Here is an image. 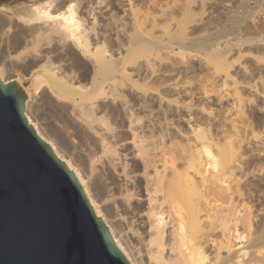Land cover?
<instances>
[{"label": "bare ground", "instance_id": "bare-ground-1", "mask_svg": "<svg viewBox=\"0 0 264 264\" xmlns=\"http://www.w3.org/2000/svg\"><path fill=\"white\" fill-rule=\"evenodd\" d=\"M119 1H121V5H123L124 8L123 9L124 18H130V20L133 23V26L137 29L134 30L136 32V35H134L135 37L133 40V44L129 46L128 48L129 50L128 49L123 50L125 54H122L119 51L118 55L115 54L117 55V57L116 56L114 57V55L109 54V51L107 50L104 43L100 42L101 33L99 35L96 32L97 29L95 30L96 33L94 32V28H96L95 26L98 18L97 17L96 18L94 17L95 19L93 18L94 14L92 13H94V11L90 10L91 5L88 4L87 0L84 3L82 1L83 10H84L83 17H78L77 15V11L75 8L76 5H74L75 0H43V1L42 0H14V1L12 0V2L9 3L10 5H7L8 3L0 4V80L6 83L15 81L24 89L25 94L27 96L26 117L31 122L35 123V121L31 119V116H29L30 115L29 107H31L30 103L34 101L35 98L37 100L38 97H35L34 100H32L33 96L36 95L37 92L42 91L43 94L44 91V93L49 94V96L52 99H55L57 102L64 104L68 103L67 105H70V107L68 106L69 109L62 108V110L63 111L72 110V112L69 111L71 113L67 112L69 114L67 113L65 114V112L63 114L66 115V117H68V118L65 117L64 120L65 121L67 120V123L69 120L73 124L74 127L72 126V131L75 129L74 130L75 133L70 132L69 129L68 130L65 129L66 128L65 125H63L65 128L63 127L61 128L62 125L55 122L56 128L57 125H61L59 126L60 128H58L57 131L59 139L57 138L56 140H59L60 146L62 145L61 147L64 146L67 148L66 152L69 151L68 156L62 155L65 152L62 153L60 151L61 148L56 147L57 145L55 144L56 142L54 143V141L50 137L49 139L47 136H44L45 134L42 133L43 131L42 132L40 131V128L37 126V123L35 124L34 129L36 130V133L41 134L49 142V144L52 146L53 152L58 157H60L64 162L71 164L75 176L78 182L81 184V188L84 191L86 198L90 206L92 207L95 215L98 217H102V221L108 228L109 234L113 239V242L120 248L121 254L125 257V259L131 261V264H147L146 261H148L149 264H264V253H262L263 251L261 252L262 249L261 247L264 244V231L262 234L260 233L259 235V233H257L258 232L257 230L260 227L259 226L258 228L256 227V230L254 227L255 231L252 230L251 231L252 232L257 231L256 233L258 235L255 236L253 239H249V241H246V236L244 234L246 231L244 230L245 231L244 233L240 232V229L242 230L246 227L248 229L252 228L253 225L252 220L254 219L253 218L254 215L256 217V214L252 213L254 215L251 218V213H249L251 209L248 212V214L246 213L247 211L245 212L246 204L243 201L246 199L241 201L242 197H244V194L246 195L247 191L244 193L246 186H248L249 187L248 189H250V185L251 186L255 185V184L252 185V183H250L249 181L248 184L243 183L244 180L242 181V177H241L242 173L246 175L245 171L248 170L247 169L249 168L248 165L251 164V160L249 163L250 157L248 158V154H247V149L249 148V144H250L249 140L253 139L254 141L259 140L261 142V140L263 139L262 143H264V138L260 136L262 133H258V131L250 127L251 124L248 125L244 121V120L247 121V117H245L246 115L243 114V111L245 109L243 110L244 99L242 98L241 92L239 93L236 90L230 91L229 87L224 88L226 89V92L225 94L224 93L223 94L225 98L227 97L226 99L228 98L229 100L231 99L230 102L232 103V109L230 110L229 107L230 111L228 110L229 112L227 113V115L224 114L225 117L222 118L224 121L220 120L225 125L222 123L223 124V125L221 124L222 126L218 124L220 126L217 127V124L215 125L213 123L216 126L214 127L213 125V127L215 128L214 132L212 130L211 133L210 129L208 130V128L206 129L202 126L200 127V125L198 126V124L197 125L190 124L191 118H189L190 123L188 121L187 122L190 124V125L188 124L190 133L189 135L187 134L188 137L186 139L188 141L187 144L188 148L185 147L187 148L186 150L187 153H184L186 155L181 156L178 153H175L173 148L168 150L169 147L167 146H165L167 147L165 151L163 150L165 147H163L162 151L164 152L161 154V156L160 154H158L160 158L158 160H156L152 154H151L152 156L148 154L154 159L151 160V158H149L150 160L145 161L143 163L147 164L145 165V167L147 166L146 168L153 167L155 170L153 169V173H151V175L149 174L151 170L150 172L146 171L149 174L147 177L148 178L147 187L145 186L146 190L145 193L142 192L143 195L138 196L140 194H137L138 196L137 200L139 202L135 200V204L133 203V205L128 203L127 200L128 197L126 199L125 195L127 194V196H129L128 195L129 193H126L124 190H122L123 184L122 185L120 184L121 180L119 179V177L122 176L117 177V179L119 180L114 182L113 188H110V186L112 187V184L109 183L110 186L107 185L109 186V188L105 187L106 185H104L101 191L98 189V187L103 185L104 180H102L101 185H99L98 187L95 185L96 180L94 179H93L94 181L92 180L95 174L96 176L97 174H99L98 166L100 165H97L96 168L93 165L94 155L97 154V150L100 151L102 157H106L107 154L110 152L109 148H113L114 145L112 147L110 146L111 143L108 142L107 145L110 144L109 145L110 147L108 148V146L106 145V140L109 139L104 137L105 134L100 132L101 128H103L104 126H102L101 128L99 127L98 129L99 126L98 122L100 119L92 115L94 113V110L92 109L94 104L92 105V107L89 106L91 108L87 107L88 105L87 106L85 105L86 107L85 109H87L86 112H84L85 110L82 111L84 108H81L80 106L84 107V105L82 104H84L86 100L92 101L96 99L97 101V98L99 99V97H105L110 93L108 92L109 90L114 91L116 93L115 91L116 88L117 90L118 87L119 90L121 89L119 86L120 84L118 85L119 76L123 75L125 76L124 78L127 79L125 74L127 73L126 65L131 63L130 59L133 62L135 59V58L133 59L134 56L136 57V59L140 58V56H143L144 58L149 56L148 48L150 49V47L148 48L146 47L147 42L149 43L146 37L147 35H150L148 34L149 33L148 29L150 30V28L149 27L146 28L147 30L146 31L144 25L146 22H148L147 21L148 17H150L151 14L149 16H148L149 13L147 15L145 14V16L144 14L143 16H140L139 14H136L134 12L132 0H119ZM58 2L62 4L61 7L64 8L66 7V10L65 9L64 11H60L58 9L56 10L54 5L57 4ZM104 13L105 11H101L100 15H102L101 16L102 19L105 20L104 22L107 25H109L108 16L107 15L103 16ZM163 13L165 14V12ZM232 26L234 27L235 25ZM231 32H234V30ZM179 36H182V34ZM154 44L156 45V47H158L157 46L158 43L154 42ZM154 44L152 45L154 46ZM70 52L75 57L81 59L80 61L81 64L79 63L81 66H82V61H84L87 64V73L89 75L88 78H91V86L88 85L89 87H84V86L82 87L80 85L79 86L74 85L76 84L77 81H75L74 84L72 82H71L72 84L69 83L71 84L69 86L65 82L64 77L68 75V71L72 73L74 70L73 67L74 68L76 67L74 66L75 63L74 65H72L74 59L71 60L73 62L71 63L70 66L68 60V58H70L69 57ZM15 53L17 54L19 53V55L16 54L18 56L16 61L19 64V66L22 64L21 66L26 68V70L32 74L31 82H32V86H34V90H31L23 86V83L19 79V76L17 75V77L15 76L16 78H13V76L11 75L12 72H9L7 70L8 68L14 65L15 58H13V54ZM131 55H133V57ZM54 59L56 63L53 62ZM128 60L130 62H128ZM151 64L152 62L148 65L150 66ZM220 64L222 65V67H224L222 63ZM220 64L219 67H221ZM154 67L151 69L155 70ZM81 70H83V68ZM226 71H228V69H226ZM84 78L82 80H84ZM231 78L232 77H230V79ZM221 79L224 78H222L221 76ZM225 79H226L225 81H227L228 77H226ZM123 81L126 82V80ZM234 81H235L234 87H236V85L238 86L235 79ZM263 82L261 83L259 82L258 85L259 87L262 88V91L260 90L261 88H259V90L261 91L260 94H262V96L264 97ZM123 85L124 84H122V86ZM132 85L134 86L133 82ZM254 86L256 87V85ZM251 87L253 86L251 85ZM33 91H35L36 93L33 94ZM110 96L108 95L106 97H110ZM115 96H116L115 98H117V95ZM111 97H114V95ZM41 99L43 100V98ZM45 99H50V98L46 97L44 98V100ZM49 101H51V99ZM55 102L52 103L51 101L52 103V105L50 103L51 107L55 104ZM97 103L94 105V108L96 105L99 106V102ZM64 104H61V106L65 107L66 105L64 106ZM109 104L112 103L110 102ZM115 104L109 106H113ZM48 105L49 103H47V106ZM61 106L58 107L60 108ZM121 106L125 108L123 106V103ZM100 107L101 106H99V108ZM117 108L120 109V107ZM190 108H187L186 110L188 112L189 117L193 115V110ZM91 109L93 110V112ZM114 109L112 110L115 111ZM125 109L122 110H124L125 112L126 111ZM179 110H181V108ZM262 110L264 111V107H262ZM120 112L122 113V111ZM59 113H61V110H59ZM77 115L79 117V120L80 119L83 120L84 124L80 123L78 117H76ZM91 115L94 117H92ZM60 116L58 118H61ZM62 117L64 116L62 115ZM130 117L128 116V118ZM216 117L217 116L215 115V118ZM219 119L221 118L219 117ZM59 120L60 119H58V121ZM216 120H218V118ZM52 121L54 120H51L50 125L53 127L55 123L53 122L54 124L53 125ZM65 121L62 122L65 123ZM211 125L212 122L210 123V126ZM127 127L129 128V125ZM133 127L135 128V126ZM133 127L130 128L132 129ZM228 127L230 128V131ZM67 128H69V124ZM131 129L128 130L133 132L132 131L133 129L132 130ZM125 130L127 131V129ZM134 130L135 132H138V129L137 131L136 128ZM55 131L54 133L52 132V130L50 131L53 133V136L55 135ZM126 131L125 133H129ZM131 132L129 134H131ZM136 136H133L131 138L132 140H130V142L128 143L129 145L131 144L134 147V145L138 143L139 138L137 139L138 136L137 137ZM137 146L141 147L142 145H137ZM149 146L148 147L146 146V148L147 149L150 148ZM89 147H94V150L96 151L95 154L93 152L90 153L91 150L88 149ZM140 149L138 150L140 151ZM250 152H251V147H250ZM146 153L147 152H145L144 156H146ZM141 154L142 157H144L143 153ZM111 159L114 160V158ZM115 161H117V159ZM81 162H83V164ZM111 162L113 161L107 160V162L105 163L106 166L102 164L101 165L102 167L100 166L101 168L99 171H102L104 169L103 168L104 165L105 167H107L109 173L110 171L112 173L113 172L115 173V168H113ZM100 163L101 162L99 161V164ZM259 167H261V165ZM101 173L102 172H100V174ZM103 173H107V172L103 171ZM102 175L104 176L105 174ZM106 175L105 178L109 176ZM113 177L115 176H112V178L111 177L110 178L114 180ZM110 178L108 177L107 179ZM124 178L126 177L124 176ZM133 179H131V181ZM248 180L251 179L248 178ZM131 181L129 180L128 182L130 183ZM258 181L260 182V177L259 180H257L256 182ZM129 183L126 184L124 183V184L127 185ZM142 184L143 181L141 185ZM233 184H235L236 186L237 189L236 191ZM253 188L254 189L257 188L256 185ZM129 190L133 191L132 188L128 189V191ZM113 191L115 192L113 193ZM138 191L139 190L137 189V192ZM249 191L252 192L251 190ZM253 234L254 233H252L251 235Z\"/></svg>", "mask_w": 264, "mask_h": 264}, {"label": "rangeland", "instance_id": "rangeland-1", "mask_svg": "<svg viewBox=\"0 0 264 264\" xmlns=\"http://www.w3.org/2000/svg\"><path fill=\"white\" fill-rule=\"evenodd\" d=\"M82 1L83 3L86 2V0H75L74 2V5H76L75 8H76L78 17L84 16ZM11 2L12 0L9 3ZM87 2L89 5H91L90 10L94 11V13H92L94 14L93 18L94 17L98 18L96 22V26H95L96 28H94V32L97 29L96 32L99 35L101 33L100 42L104 43L107 50L109 51V54L114 55V57L115 56L117 57L119 51L120 53L125 54L123 50L125 49L127 50L129 46L133 44V40L135 37L134 35H136V32L134 30H136L137 28L133 26V23L130 20V18H124L123 16L124 8H123V5H121V1L119 0H92V1L87 0ZM9 3L7 5H10ZM61 5L62 4L58 2L57 4L54 5V7L56 10L58 9L60 11H64V9L66 10V7L65 8L61 7ZM132 5H133L134 12L136 14H139L140 16H143V14L145 16V14L147 15L148 13H149L148 14L149 16L151 14L150 15L151 19L150 17H148V20H147L148 22H146L144 25L145 30L148 27L150 28V30L148 29L149 33L147 32L150 35H147L146 37V39L150 43L149 45V43L147 42L148 46L146 44L147 48L150 47V49L148 48L149 56L146 58H144L143 56H140V58L136 59L135 56L133 57L134 54L131 55L133 59L135 58L136 60L134 59V61L132 62V60L130 59L131 63L126 65L127 73L125 74L128 80L124 78L125 76L121 75L119 76V79H118L120 82V83L118 82V85L120 84L119 86L121 89L119 90V87H118V90H117L116 88L115 90L116 93L114 91H110L109 89H107L109 90L108 92L111 93V96L114 95V97H111L110 93L108 94L107 92V94L110 97H106L108 95H106L105 97H99V99L97 98V101L96 99L92 100L93 102L91 100H86V102L82 104L84 105V107L80 106L81 108H84L82 111L85 110L84 112H86L87 109H85L86 108L85 105L86 106L88 105L87 107L89 106L92 107L93 104L95 105L97 102H99V106H101L102 108L101 107L99 108V106L96 105L98 107L97 108L95 106V108L98 109L97 110L94 108V105H93L92 109L94 110V113L92 115L100 119L98 122L99 123L98 129L99 127L101 128L102 126H104L103 127L104 129L101 128L100 132L105 134L104 137L109 139V140H106V145L108 142L111 143V145L110 144L107 145L108 148L110 146L113 147L114 145L113 148H109L110 152L107 154L106 157H102L100 151H98L97 149H96L97 154L94 155L96 152L94 150V147L88 148L91 150L90 153L92 152L94 153L93 154L94 155L93 165L95 168L97 165L101 166L102 164L106 166L105 163L107 162V160L113 161L111 163H112L113 168H115V173L114 172L112 173L110 171V173L112 174L111 175L108 172L107 167L103 165L104 169L103 170L101 169L102 171H99L102 166L101 167L98 166L99 167V170L97 167L98 173L99 174L100 172L102 173L100 175L97 174V176L95 174L92 180L93 179L96 180V183L95 182L94 183L97 187L101 185L102 180H104L103 185L99 186L100 188L98 187V189L101 191L104 185H106L105 187L109 188L110 186L109 183L112 184V187L110 186V188H113L114 182L120 179L121 180L120 184L124 185V186L122 185V190H124L126 193H129L128 195L130 197L127 196V194L125 196H126V199L128 197L127 199L128 203H130L131 205H133V203L135 204V200H137L138 196H141L143 195V193H145V190H146L145 188L147 187V179H148L147 177L149 174L151 175V173H153L154 168L153 167H148L150 169L146 168L147 166L145 167V165L147 164L146 163L144 164L143 162L150 160L149 158H151V160H153L154 158L156 160L160 159L158 154H160L161 156V154L165 151V149H167V147H169L168 150L173 148L174 152L178 153L181 156L186 155L184 154V153H187L186 150L188 148V145H187L188 141L186 139L190 133V129L188 126V124L190 123L189 118H191L190 124H194V125L198 124V126L200 125V127L202 126L206 129L208 128V130L210 129L211 133H212V130L214 132V129H215L214 127H216L215 126L216 124L218 127L223 123L222 121L224 120L222 118H224L225 115H227V113L232 109V103L230 102L231 99L230 100L229 98L226 99L227 97L225 98L224 96L226 92V89L224 88L229 87L230 91L236 90L239 93L241 92L242 98L244 99L243 110L245 109L243 111V114L246 115L245 117H247V121L246 120L244 121L248 125L251 124L250 127L252 129L258 131V133H262L260 136L264 138L263 136L264 135L263 133L264 132V111L262 110V107H264V103H263L264 97L262 96V94H260L262 91V88L259 87L258 85L259 82L261 83L264 81V0H170V1L168 0H132ZM101 11H105L103 16L105 15L108 16L109 25H107L104 22L105 20L102 19L101 17L102 15H100ZM163 12H165V14ZM97 15L100 17H98ZM232 25H235V26L233 27ZM233 30L234 32H231ZM181 34L183 38L182 36H179ZM131 35L133 36V38ZM178 37H181V38H178ZM154 42L158 43L157 44L158 47H156ZM152 44H154L155 47ZM154 48H157V49H154ZM151 50L153 51V53ZM16 54L17 53L13 54V58H15L14 60L15 62L13 66L15 67L12 66L10 67L12 69L8 68L7 70L9 72L14 73V74L11 73L13 78H16L18 75L19 79L23 83V86L31 90H34V86H32V82H31L32 74L29 73L26 70V68L22 67L21 66L22 64L20 65L21 67L19 66V64L16 61L18 58L17 55H19V53L17 55ZM69 57L70 58H68V60H69L70 66H71V63L74 61L72 65H74L75 63L74 66L76 67L75 68L73 67L74 70L72 73L68 71V75L64 77L65 82L69 86L72 83L74 84L75 81L77 82L74 85H77V86L79 85L82 87L91 86V78H88L89 75L87 73V64L84 61H82V66H81L80 65L81 59L75 57L71 52H70ZM130 61L128 60V62ZM53 62L56 63L55 59L53 60ZM151 62L153 65L151 64L149 66L148 64H150ZM219 62L222 63L224 67H222V65ZM218 63L221 65V67H219ZM152 66L155 68V70L151 69L153 68ZM78 67L81 69L83 68V70L79 69ZM13 68H16V69H13ZM224 69L225 71L226 69H228V71L225 72ZM221 76L224 79H221ZM82 77L83 78L87 77V78L86 79L84 78V80H82L83 79ZM226 77H228L227 81H225ZM230 77H232L231 78L232 81ZM120 78H121V81L124 83L120 81ZM234 79L236 80V83L238 84V86L236 85V87H234V84H235ZM123 80H126V82ZM132 82L134 83V86L132 85ZM121 83L124 84L125 86L124 85L122 86ZM251 85L254 88L251 87ZM254 85H256V87ZM259 88H261L260 89L261 91L259 90ZM255 89L259 91H256ZM35 93L36 92L33 91V94ZM221 94H222V97H221ZM115 95H117L118 99L115 98L116 97ZM35 97H38L39 99L37 98L36 100ZM46 97L50 98L52 103L56 101L55 99H52L49 96V94L44 93V91H43V94H42V91L37 92L36 95H34L32 98V100H34V98L35 100L32 101L33 103L32 102L30 103L31 107H29L30 108L29 111L31 113L29 112L30 114L29 116H31V119L35 121V123H37V126L40 128V131L41 132L43 131L42 133L45 134L43 135L47 136L48 138L50 137L54 141V143L56 142L55 144L58 145V146L56 145V147L57 148L60 147L61 149L60 148L59 149L62 153L65 152L61 154L64 156L65 155L68 156L69 151L66 152L67 148L64 146H63L64 148L61 147L62 145L60 146L59 140H56V139L57 138L59 139L57 131H58V128H60L59 126L61 125H62L61 128L66 127L65 129L67 130L69 129L70 132L75 133L74 128H73L74 130L72 131L73 124L69 120L67 123V120L66 121L64 120L66 115L63 114L64 112L65 114L69 111L72 112V110L63 111L62 108L69 109L68 106L70 107V105H67L68 103L64 104V103H59L57 101L51 107L52 103L51 101H49L50 99L44 100V98ZM41 98H43V100ZM112 98H115V99H112ZM220 98L222 101L220 100ZM109 100L112 104H115V103L116 104L113 106H109V105H112V104H109L110 103ZM115 100L116 101L118 100L120 102L118 101L116 102ZM44 101L49 103V105L47 106V103ZM106 103L107 105L108 104L109 105L107 106ZM122 103L125 108L127 107L126 109L121 106ZM61 104H64V106L66 105L67 107L66 106L62 107ZM57 105L61 107L59 108ZM117 107H120V109H118ZM178 107H180L181 110H179L180 108ZM229 107H230V110H229ZM111 108L112 109L115 108L114 109L115 111H113ZM187 108H190L193 110V115L191 117H189L188 112L186 111ZM108 109H111V110H108ZM122 109H125L126 111L124 112V110ZM59 110H61V113H59ZM99 110H102V111H99ZM119 110L122 111V113ZM26 111H27V108H26ZM26 113L27 112H25V115ZM59 114L60 115L62 114L64 117H62V115L60 116ZM58 115L61 118H58L59 117ZM215 115L217 116L216 118H215ZM128 116L129 117L131 116V117L128 118ZM76 117H78V115ZM126 117L128 120L129 119L130 120L128 121ZM219 117L221 119H219ZM217 118L218 120H216ZM58 119H60L61 121L60 120L58 121ZM51 120H54L52 121V124L53 122L54 123L56 122L61 125H57V128H56L55 127L56 123H55V125L53 124L54 126L52 127L50 125ZM78 120H79V117H78ZM62 121H65V123H63ZM79 121L80 123L84 124L83 120L80 119ZM60 122H62L63 124ZM209 122L210 123L212 122V125H211L212 128ZM130 123H131V126H130ZM68 124H69V128H67ZM63 125H65V127ZM128 125H129V128L127 127ZM133 126H135L136 131L138 129V132H135L134 130L135 128ZM130 127H133L132 128L133 130ZM125 129H127V131ZM128 129L129 130L131 129L133 132L129 131ZM228 129L230 131L229 127ZM51 130L53 133L56 130L55 135L57 137L55 135L53 136V133L50 132ZM125 131L129 133L131 132V134L125 133ZM140 132H141V135H140ZM132 134H135V135H132ZM133 136H136L137 139L139 138L138 140L140 141L139 142L137 140L138 143L134 145L135 148L133 147V145L128 144L130 140H132L131 138ZM262 142H263V139L261 140V142L259 140H255V141L253 139L249 140L250 144H249V148L247 149V154H248V158L250 157L249 163L251 160V164L248 165L249 168H247L248 170L245 171L246 175H244V173L241 174L242 181L244 180L243 183L248 184L250 182L252 183V185L255 184L257 187L254 189L253 187L255 185L254 186L250 185V189H248L249 187L246 186V189L244 191V193L247 191L246 195L244 194V197H242V200H241L243 201L244 199H246L243 201L246 204L245 212L247 211L246 213L248 214V212L251 209V211L249 212L251 213V218L253 217L254 214H256V217L254 215L253 217L254 219L252 220V224L254 225V226L252 225V228L248 229L247 227L246 228L243 227L244 229L242 230L240 229V232L242 233L246 231L244 233L246 236V241H249V239H253L255 236L258 235L257 233H259L260 235V233L262 234L264 231V211H263L264 210V183H263V180H264V165H263L264 164V143ZM137 145H142V146L140 147ZM146 146L147 147L149 146L150 148L147 149ZM163 147L165 148L163 149ZM250 147H251V152H250ZM138 149H140V151L141 150L143 151L140 152ZM158 149H161V150H158ZM162 149L164 151H162ZM135 152L136 154L137 153L138 154L136 155ZM145 152H147L146 156H144ZM141 153H143V156L145 158L142 157ZM148 154L149 155L152 154L154 158L151 157L152 155L149 156ZM111 158H114V160ZM116 159L119 162L115 161ZM101 160L103 162L104 161L106 162L103 163ZM99 161L101 162L100 164H99ZM81 163L83 164V162ZM125 165L126 167L127 166L128 167L126 168ZM260 165L261 167H259ZM103 171L107 173H103ZM146 171L150 173L148 174V172ZM135 173H138V174H135ZM143 173H145L147 176ZM102 174H105V175L107 174L109 176L106 175L107 177L105 178V175L103 176ZM112 176H115L113 177L114 180L111 179ZM119 176H122V177H119ZM124 176L128 179L124 178ZM108 177L109 178L111 177V178L107 179ZM117 177H119V179H117ZM259 177H260V182L259 181L256 182L257 180H259ZM248 178L251 180H248ZM131 179L133 180L131 181ZM127 180L128 181L130 180L134 185L131 182L129 183ZM133 181L137 183L135 184ZM142 181H143L144 186L143 184L141 185ZM124 183L125 184L129 183V184L125 185ZM136 186L137 187L139 186V187L137 188ZM233 186L235 187V191H236L237 189H236L235 184H233ZM130 187L133 189V191L129 190L130 191L129 192L128 189H131ZM137 189L139 190L138 192H137ZM249 190H251L252 192H250ZM114 192L115 191H113V193ZM254 192L256 195L254 194ZM137 194H140V195L137 196ZM131 200H132V203H131ZM137 202L139 201L137 200ZM144 210H145V207H144ZM258 226L260 227L259 228L260 230L258 229L257 230L258 232L256 231L257 233L252 232V231H255L256 227L258 228ZM254 227H255V230H254ZM252 233L254 234L251 235ZM261 248H262L261 252L263 251L262 253H264V244ZM146 263L149 264L148 261H146Z\"/></svg>", "mask_w": 264, "mask_h": 264}, {"label": "water", "instance_id": "water-1", "mask_svg": "<svg viewBox=\"0 0 264 264\" xmlns=\"http://www.w3.org/2000/svg\"><path fill=\"white\" fill-rule=\"evenodd\" d=\"M26 102L17 82L0 80V264H131Z\"/></svg>", "mask_w": 264, "mask_h": 264}]
</instances>
